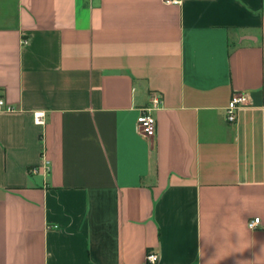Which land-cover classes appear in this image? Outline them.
<instances>
[{
	"label": "crops",
	"instance_id": "crops-1",
	"mask_svg": "<svg viewBox=\"0 0 264 264\" xmlns=\"http://www.w3.org/2000/svg\"><path fill=\"white\" fill-rule=\"evenodd\" d=\"M0 96V264H264V0H0Z\"/></svg>",
	"mask_w": 264,
	"mask_h": 264
},
{
	"label": "built area",
	"instance_id": "built-area-1",
	"mask_svg": "<svg viewBox=\"0 0 264 264\" xmlns=\"http://www.w3.org/2000/svg\"><path fill=\"white\" fill-rule=\"evenodd\" d=\"M164 3L181 4L184 0H162ZM247 94L236 92L232 95L227 107V118L234 122L238 118L239 110L246 104ZM163 105V97L160 93H153L150 103L140 109L137 117V127L139 132L145 137H154L158 131V120L156 111ZM15 107L8 104L7 101L0 96V111H13ZM34 121L37 124L44 125L46 123V112L43 110L34 111ZM32 171H37L33 168ZM262 223L261 217L257 216L248 221V226L251 229H256ZM147 262L149 264H157L159 260L158 253L152 251L147 254Z\"/></svg>",
	"mask_w": 264,
	"mask_h": 264
}]
</instances>
